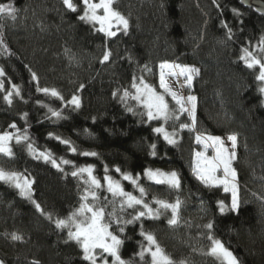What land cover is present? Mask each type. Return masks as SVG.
<instances>
[{
    "label": "trees",
    "instance_id": "obj_1",
    "mask_svg": "<svg viewBox=\"0 0 264 264\" xmlns=\"http://www.w3.org/2000/svg\"><path fill=\"white\" fill-rule=\"evenodd\" d=\"M72 2L76 12L67 9L63 0H0V5L16 9L14 20L0 14V69L5 73L0 77V132L14 131L9 126L15 124L19 133L27 129L29 137L20 144L10 143L14 155L0 154V168L33 181L31 200L0 182V261L87 264L80 248L68 241L67 229H57L55 220L67 218L79 207L87 175L73 177L71 172L91 165L101 183L106 167L116 180H121L117 168L139 174V183L147 190L146 202L153 197L181 202L174 226L168 224L170 210H161L159 219L142 221L175 264H221L208 254L209 235L220 240L238 264H264V101L261 82L256 80L259 67L249 69L240 59L245 49L257 59L264 58L260 46L264 18L238 0H115L114 9L128 19L129 27L127 34L120 29L108 38L95 30L96 25L78 18L84 12L81 0ZM105 51L110 52L109 60L101 63ZM163 62L199 69L186 91L196 97V127L191 132L178 129L189 124L183 114L178 120L169 119L178 127L175 146L153 132L155 124L135 100H120L125 90L135 94L134 78L137 83L141 78L154 80ZM14 85L20 95L13 93L8 104L4 96ZM37 87L55 89L62 99L38 92ZM74 95L80 99L79 108L68 103ZM166 101L170 112L178 114V107L167 97ZM49 109L63 118L53 117ZM201 133L237 136L233 167L240 206L236 212L230 210L229 194L205 187L193 175L195 136ZM56 137L69 141L76 152ZM28 143L37 152L51 153L60 170L51 160L34 158ZM83 152L97 155L83 156ZM62 159L71 163L61 164ZM148 168L176 171L180 189L152 183L143 176ZM121 183L125 191L140 195L128 181ZM99 195L102 202L105 196L112 200L106 191ZM114 208L124 219L134 214L133 209L121 212L119 203H109L106 211ZM208 223L211 230L205 227ZM115 229L113 224L110 230ZM139 231L137 222L128 225L122 236L121 256L133 264H141L134 257L143 240ZM13 233L21 240L13 241Z\"/></svg>",
    "mask_w": 264,
    "mask_h": 264
},
{
    "label": "snow or ice",
    "instance_id": "obj_2",
    "mask_svg": "<svg viewBox=\"0 0 264 264\" xmlns=\"http://www.w3.org/2000/svg\"><path fill=\"white\" fill-rule=\"evenodd\" d=\"M84 5L83 15L78 18L86 23H91L93 26L99 25L96 31H99L105 35V37L111 38L117 35L116 31L112 29L119 27L123 29V32L127 34L129 21L119 11L115 10L113 5L115 0H99L98 3H94L93 0H81ZM64 6L72 12H76L77 8L72 0H63ZM99 10H102V15L98 14ZM16 9L11 5L3 6L0 5V14L7 13L13 20L15 17ZM231 37L229 36V39ZM261 50L264 51V38L260 42ZM110 52L105 51L103 60L101 63L108 61ZM240 59L244 61L245 66L249 69H253L258 66L259 71L256 75V80L264 83V60L255 58L251 52L247 49L243 50V54ZM159 88L162 91H157L152 85L147 84L143 78L137 83L136 79H133L131 87L135 89V94H130L127 90L124 91L123 95L120 96L122 103H126L129 98L135 100L138 105L145 109L147 119L149 121L155 119H164L165 121L175 118L179 119V115L185 112L188 113L192 123L180 124V130L187 129L190 132L195 130L196 127V97L194 95H188L186 100L185 97L178 95L168 84V77H183L184 85L187 88H191L193 79L199 75V69L190 67L187 65L174 64L163 62L159 65ZM150 71V69H147ZM5 73L0 69V77L4 76ZM32 79L37 80L35 73L32 74ZM83 87V85H81ZM3 89V84L0 82V90ZM38 92H43L46 95L50 94L53 97L62 99L59 93L55 89L39 88ZM260 93L264 94V86L259 87ZM15 93L16 96L20 95L18 86H13L12 90L4 96V100L8 103H12V95ZM117 93H113L116 96ZM170 96L178 106V114L170 112L169 105L165 99V96ZM69 104L75 108L80 107V99L77 96H73ZM52 112V116L57 119L63 118L59 111ZM128 111H132L128 108ZM27 114H25L26 116ZM24 117H22L23 119ZM10 128L15 129L16 125L11 124ZM27 129H25V133ZM153 132L162 136L164 141L168 145H177L178 140L176 139L177 132L173 131L169 133L166 131L164 126L156 127ZM52 135L51 133L49 134ZM60 143L69 145L72 152H76V148L71 146L70 142L63 140L60 137H56ZM15 140L17 144L28 141L29 137L24 135H17L14 133L4 132L0 134V154L12 158L14 153L10 142ZM228 141L231 143V150L224 145V141L219 136L210 134H197L195 136V143L201 145L204 151L194 152L192 172L196 180L203 184L207 188H215L222 186L225 192H231V211L236 212L240 206L238 198V186L236 183L237 172L233 167V162L237 160V136L235 134L228 135ZM28 150L33 154L36 159H43L45 162L51 160L53 167L60 170L59 164L55 159H52L51 153L37 152L31 143L27 144ZM155 144L152 148L155 149ZM211 147L213 149V156L210 158L205 155L207 149ZM83 156H96L95 152H83ZM152 155H155L153 151ZM61 164L71 163L68 160H61ZM116 172L120 173L121 180L128 181L135 191L139 192V196L134 195L132 192H127L121 183V180L113 179L108 175V169L105 168V175L103 177V183L94 174L93 166H83L71 172L73 177L83 176L87 174V180L84 183L87 187L84 193L81 195V203L67 218L56 219L55 226L57 229H67L68 241L75 242L82 252V259L87 264H133V260H124L121 256V248L124 244L122 238L125 233V228L128 225H133L140 222L139 235L143 238L139 242L140 250L134 254V257H139L141 264H175L172 258L165 253L164 249L159 245L157 239L152 232L145 231L143 220L159 219L163 214L161 210L171 211V218L168 219V224L174 226L178 223V211L181 202L177 199L175 203H169L166 200L153 197L152 201L146 202L144 197L147 195V190L144 186L139 183L140 175L133 176L127 172H121L119 168L115 169ZM222 175H217L221 173ZM143 176L149 181L156 185H166L170 189L179 190L181 187V180L176 171L164 172L159 169H145ZM0 182L7 183L19 191V194L29 200L32 199V183L30 179L24 177L18 172H9L0 168ZM100 191H106L112 197L109 201L108 197L103 198L99 195ZM35 204L37 211H41V206L32 200ZM111 203L113 205L119 203V210L124 212L126 209H133L134 214L131 215L130 219H124L123 216L117 215L115 208L112 212H107V205ZM155 204L157 207L153 208L151 205ZM139 206V207H137ZM220 211L223 213L226 211L225 206L221 202ZM43 214V212H42ZM51 219V215L48 216ZM116 225L115 231L110 230L112 225ZM205 227L209 230L212 229V223H208ZM117 232L119 235H117ZM11 239L13 241H20L21 237L15 233L12 234ZM211 241V247L208 254L215 256L221 261V264H238L237 258L229 251L223 243L214 239L211 235L208 236ZM67 242V241H66ZM146 242V243H145ZM150 257V260L146 259ZM110 258V259H109ZM0 264H4L0 261ZM33 264L38 262L33 261Z\"/></svg>",
    "mask_w": 264,
    "mask_h": 264
},
{
    "label": "rangeland",
    "instance_id": "obj_3",
    "mask_svg": "<svg viewBox=\"0 0 264 264\" xmlns=\"http://www.w3.org/2000/svg\"><path fill=\"white\" fill-rule=\"evenodd\" d=\"M93 2H94V3H98L99 0H93ZM98 14H101V15H102V14H103V13H102V10H99ZM96 27L99 28V25L97 24ZM120 29L122 30V28L114 27L112 30H113V31H118V30H120ZM262 60H264V58H263ZM174 64H177V63H174ZM190 67H193V66H190ZM195 68H196V67H195ZM159 72H160V69H159V66H158L155 79H154V80L147 81L146 83L152 85L154 88L157 89V91H162V90L159 88ZM184 79H185V78H183V77H176V78L168 77L167 82H168L169 86H170L174 91H176V92L178 93V95L185 97V100H186V98H187V96H188V94H187L186 91H187L189 88L183 86V85H184ZM261 85L264 86V83L261 82ZM261 94H262V93H261ZM166 97L169 98V99H170V100L176 105L175 101L172 100V98H171L170 96H167V95H166V96H165V99H166ZM262 98H263V101H264V94H262ZM139 106H140V105H139ZM176 106H177V105H176ZM140 107H142V106H140ZM177 107H178V106H177ZM142 108H143V107H142ZM143 109H144V108H143ZM144 111H145V109H144ZM183 115H184L185 119L189 122V125H191L192 121H191V119H190L188 113L185 112V113H183ZM152 122L155 124V126H154L155 128H156V127H160V126L163 125L164 128L166 129V131H168L169 133H171V132H173V131L176 132V129L178 128L177 125H176V122H172V121H170V120L165 121V120L162 119V118H161V119H155V120H152ZM178 129H180V128H178ZM10 133H14V134H17V135H24V134H25V133H19V132L16 131L15 129H14V131H12V132H10ZM0 134H3V133L0 132ZM221 139L224 141V145H225V147H227L229 150H231V143H230V141H228V136H227V137H221ZM12 141H15V140H12ZM12 141H11V142H12ZM11 142H10V143H11ZM195 145H196L197 148L195 149L194 152L204 151V149H203V147H202L201 145H197L196 143H195ZM235 151H236V149H235ZM213 154H214V153H213V149H212L211 147H209V148L207 149V151L205 152V155L208 156L209 158H210L211 156H213ZM193 155H194V153H193ZM233 163H234V162H233ZM192 164H193V157H192ZM161 171H164V172H170V170H161ZM12 172H14V171H12ZM85 175H87V174H85ZM217 175H222V172H221V173H218ZM23 176L26 177L25 175H23ZM26 178H28V179L31 180V178H29V177H26ZM31 181H32V180H31ZM236 183H237V182H236ZM202 185H203V184H202ZM237 186H238V184H237ZM215 188H219V189H221L224 193L229 194V196H230V208H231V192H225V191L223 190V187H222V186L215 187ZM32 191H33V187H32ZM238 194H239V193H238ZM26 199H27V198H26ZM109 259H110V258H109Z\"/></svg>",
    "mask_w": 264,
    "mask_h": 264
},
{
    "label": "water",
    "instance_id": "obj_4",
    "mask_svg": "<svg viewBox=\"0 0 264 264\" xmlns=\"http://www.w3.org/2000/svg\"><path fill=\"white\" fill-rule=\"evenodd\" d=\"M238 2L243 8L252 10L254 13L264 18V1L238 0Z\"/></svg>",
    "mask_w": 264,
    "mask_h": 264
}]
</instances>
